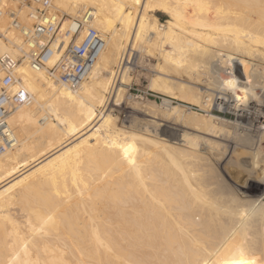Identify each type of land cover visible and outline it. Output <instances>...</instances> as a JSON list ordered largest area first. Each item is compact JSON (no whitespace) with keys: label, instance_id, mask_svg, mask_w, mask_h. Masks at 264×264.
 I'll list each match as a JSON object with an SVG mask.
<instances>
[{"label":"bare ground","instance_id":"1","mask_svg":"<svg viewBox=\"0 0 264 264\" xmlns=\"http://www.w3.org/2000/svg\"><path fill=\"white\" fill-rule=\"evenodd\" d=\"M0 9V54L19 56L10 15L30 26L32 8L0 0ZM52 10L65 15L64 45L70 17L91 12L101 47L74 91L45 68L25 60L16 67L32 101L7 117L17 144L0 152V264H264L262 201L239 203L199 151L123 131L103 111L111 92L113 104L123 95L115 82L130 78L125 54L158 58L154 82L205 113L172 106L163 120L188 129L200 121L201 129L190 128L203 135L185 133L182 145L193 135L188 146L209 153L222 141L230 146L243 126L252 144L231 146L236 166H223L225 177L247 195L261 189L256 200H264V0H52ZM156 12L167 16L164 24ZM120 63L117 75L112 66ZM209 77L218 83H204ZM192 84H204L202 103Z\"/></svg>","mask_w":264,"mask_h":264},{"label":"rangeland","instance_id":"2","mask_svg":"<svg viewBox=\"0 0 264 264\" xmlns=\"http://www.w3.org/2000/svg\"><path fill=\"white\" fill-rule=\"evenodd\" d=\"M60 14L63 15L62 13H60ZM155 15L159 18L161 23H163V24L165 23V21L167 19L166 15H164L162 13L160 14V12H156ZM64 17H65V15H64ZM69 17L70 16H68V18ZM121 62L122 63L124 62V64H123L124 67L125 66L127 67L126 68L127 74L130 78H129L128 82L126 81L124 84L119 82V80L115 82V85L121 86L122 88H124V91L122 93L123 95H121L122 97L120 96V100L117 101L116 104H113L114 100L110 99V97L112 95V92H111L110 93L111 95H109L108 100L106 102V105L104 108L105 110L103 109L104 113H107L109 111L110 114H112L113 116L116 117L115 122H116V125L120 129H122L123 131L129 132V133H137V134H140L144 137H148L151 139H157V140L159 139L160 141H163L164 144H166L165 146L167 148L169 147V149H170L169 145H171L172 147H176V148L183 149V150H185V148H187L186 150L199 151L201 155L203 154L206 157L205 158L207 160V162L205 160L206 168L208 169L209 172L213 171L210 174L213 177L215 176L214 179H216V181H220L219 184H221V186L225 189V192L228 195H230L231 193L235 194V196L237 195L235 198L239 201V203H242L244 201V202H246L247 205H254V203H255V205H257L258 203H261V201H262V203H264L263 199H259L260 202L258 200H256L257 199L256 197L261 193V189L260 190L257 189L256 191H252L251 193H249V195H247V191L245 192L246 189L240 190L238 188V186H236L235 183H233L232 181L227 179V177H225V171H224L223 166H234L235 165L233 163V158H234L233 156L234 155H231V151H232L231 148L233 147V145H235V144L238 145L240 143L238 146L241 145L242 147L247 148L248 145L252 144V139L250 138V136H248L246 134L245 128L243 126L240 127L241 131L239 130L238 136H236V140H234L235 142H233L232 139L230 140L231 141V143H229L230 146H227V143L222 141L221 139H219V137L216 138L213 136L211 137L209 135H204V136H208L209 138L211 137L212 140L216 139L217 142L220 141L218 143H221V141H222L223 143L226 144L225 145L226 147H224L223 143H221L219 145V147L217 146L220 149V151H218L219 149L217 147L214 149L216 151L217 155H215L214 150L211 151L212 153L210 152L211 153L210 154L208 150L202 149V147L201 148H199V147L194 148V147L188 146V145L194 146L193 144H190V142L192 140L194 141L193 135H203V134L199 133V131H201V130H196L198 128L199 129L202 128L201 127L202 123L200 121H197L198 123L195 122V124H193V125H196V123H197V126L195 127L196 129L194 127H192L193 128L192 129V128H190L191 126H193V125H191V123H194V122L189 123V121H188L189 125L188 124H187L188 126L186 125L187 127L190 126L188 129L185 127L186 123L182 122V121L180 122V120H176L177 122H175V123H174L175 119L165 118L163 120V118H164V116H162L163 111H168V109H170V107H172V106L173 107H177V106L180 107L182 105V107H184V108H187V109L191 108V110H193L197 113L205 114L204 111L202 110V108H200L199 105H194V104H191L190 102L180 100L177 97H173L172 95L163 91L161 89V87L158 86V84L154 82V80H155L154 76L156 74L155 66L158 63V58L153 57V56L152 57L147 56L145 53L140 52V51H131L130 54L127 53V55L126 54L124 55V58L121 60ZM122 63H120L119 66L118 65L112 66V69L114 70V72L117 73V75L120 71V67H121ZM171 71L174 74L175 70L172 69ZM177 71H175V74L180 76L179 71L178 72ZM182 79L184 80L183 82H188L184 77H182ZM208 79L205 78L204 83L205 82L209 83L208 81H210V82L212 81L211 83H214V84L218 83L217 81L210 79V77ZM192 86L198 87V88H200V90L202 89L201 92H199V94H200L199 101L202 103V99H204V95H205L204 93H202V91H204V89H206L204 84L203 85L202 84H192ZM106 95H108V94H106ZM211 112H213L216 115H220L222 117L228 118L230 120L233 119V116L221 114L217 110V108H215V107L212 109ZM170 119L173 121L171 122ZM182 123H185V124H182ZM164 125H165V127H164ZM167 125L171 126L172 128L174 127L178 133L172 132V130L169 131V129H168L169 127ZM185 133L193 134L191 137L192 140L188 139L189 143H185L184 145H182L183 144L182 140H184L183 136L185 135ZM238 137H239V139H238ZM185 138L187 139L190 137L186 135ZM249 140H251V141H249ZM173 145H175V146H173ZM222 146L224 148L223 149L224 152L222 151ZM195 149H197V150H195ZM260 149H261V151L264 152V139L260 143ZM218 152H220L221 154L220 153L218 154ZM215 156H218V157L220 156V159L221 158L222 159L217 160V157H215ZM229 158H230V161L227 163V165H225L224 162L226 160H228ZM208 166H209V168H208ZM237 166H241V165H237ZM243 166L245 168L249 167L246 165H243ZM229 188H230V190H229ZM231 188L233 190L234 189L235 190L232 191ZM254 195H255V197H254ZM237 197H239V198H237ZM240 199L242 200V202H240ZM248 200H249V202H247ZM250 200H251V204H250Z\"/></svg>","mask_w":264,"mask_h":264},{"label":"built area","instance_id":"3","mask_svg":"<svg viewBox=\"0 0 264 264\" xmlns=\"http://www.w3.org/2000/svg\"><path fill=\"white\" fill-rule=\"evenodd\" d=\"M30 6V16L33 22L24 26L19 22L17 14L13 17L11 26L22 40L19 56L9 53L0 54V152L13 148L17 141L10 129L7 117L20 106L29 105L32 96L19 85L16 67L23 60L34 68H45L48 76L60 82L69 89L76 90L86 78L97 52L100 40L97 33L89 25L91 12L81 17L70 18L73 29L66 30L70 39L66 45L58 38L64 15L52 10V0H19ZM6 11L0 9V16ZM8 13V12H7ZM83 33L82 40L77 38ZM1 37V36H0ZM7 41V40H5ZM62 43V44H61ZM59 49L58 56L52 66L46 61L51 54Z\"/></svg>","mask_w":264,"mask_h":264},{"label":"snow or ice","instance_id":"4","mask_svg":"<svg viewBox=\"0 0 264 264\" xmlns=\"http://www.w3.org/2000/svg\"><path fill=\"white\" fill-rule=\"evenodd\" d=\"M232 264H249V262L241 260V261H234L232 262Z\"/></svg>","mask_w":264,"mask_h":264}]
</instances>
